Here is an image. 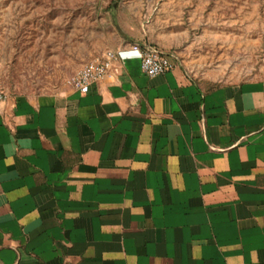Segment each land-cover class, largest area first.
<instances>
[{"label": "crops", "instance_id": "0c3cea01", "mask_svg": "<svg viewBox=\"0 0 264 264\" xmlns=\"http://www.w3.org/2000/svg\"><path fill=\"white\" fill-rule=\"evenodd\" d=\"M134 42L87 92L4 93L0 264H264V78L148 75Z\"/></svg>", "mask_w": 264, "mask_h": 264}, {"label": "rangeland", "instance_id": "374dc122", "mask_svg": "<svg viewBox=\"0 0 264 264\" xmlns=\"http://www.w3.org/2000/svg\"><path fill=\"white\" fill-rule=\"evenodd\" d=\"M128 41L160 47L205 83L264 78V0H0V92L57 94Z\"/></svg>", "mask_w": 264, "mask_h": 264}, {"label": "built area", "instance_id": "2783aa9c", "mask_svg": "<svg viewBox=\"0 0 264 264\" xmlns=\"http://www.w3.org/2000/svg\"><path fill=\"white\" fill-rule=\"evenodd\" d=\"M131 47L137 51L141 69L148 75L164 72L172 67V57L156 45L134 42ZM116 56L115 50L104 49L98 56L83 63L69 76V85L82 93L87 92L90 83L100 80L105 75L113 65ZM3 97L4 93L0 92V100Z\"/></svg>", "mask_w": 264, "mask_h": 264}]
</instances>
